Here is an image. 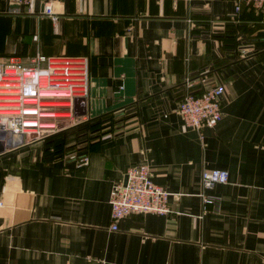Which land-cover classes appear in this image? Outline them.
Segmentation results:
<instances>
[{"label": "crops", "instance_id": "crops-1", "mask_svg": "<svg viewBox=\"0 0 264 264\" xmlns=\"http://www.w3.org/2000/svg\"><path fill=\"white\" fill-rule=\"evenodd\" d=\"M235 5L54 0L52 20L40 0H0V61L86 60L87 93L55 98L82 120H114L72 151L88 153L85 165L45 152L43 136L13 145L0 134V264H264V13ZM200 76L225 90L221 118L196 129L177 101ZM140 162L173 213L111 230L110 189ZM215 167L228 180L206 190L216 201L203 212L200 174Z\"/></svg>", "mask_w": 264, "mask_h": 264}, {"label": "built area", "instance_id": "built-area-1", "mask_svg": "<svg viewBox=\"0 0 264 264\" xmlns=\"http://www.w3.org/2000/svg\"><path fill=\"white\" fill-rule=\"evenodd\" d=\"M29 7L33 0H8ZM42 11L52 20L57 18L53 8L54 0H40ZM264 11V0H236V11L241 4ZM190 88L178 99L177 110L186 126L201 129L215 124L222 115L220 96L224 85L200 76L197 83L187 82ZM196 85L193 89L191 86ZM88 87V64L86 60L74 62L69 58L51 59L42 54L32 58L30 64L9 57L0 61V134L10 144H18L27 137L29 130L44 125L43 117L48 110L43 101L57 96L70 97L84 95ZM58 92L67 95H57ZM28 138V137H27ZM78 164L89 161L87 152H70ZM126 180L114 183L110 189L108 203L110 207L109 228L117 230L118 221L133 214L167 215L173 213L169 205V190L156 184L152 179V168L147 162L129 166ZM228 180L225 168H204L200 174L202 210L206 212L216 198L206 190L217 183Z\"/></svg>", "mask_w": 264, "mask_h": 264}, {"label": "trees", "instance_id": "trees-1", "mask_svg": "<svg viewBox=\"0 0 264 264\" xmlns=\"http://www.w3.org/2000/svg\"><path fill=\"white\" fill-rule=\"evenodd\" d=\"M243 7L245 8H249L251 10H255L252 6H249L245 3L241 4L240 9ZM260 15L264 13V11L258 10L257 11ZM109 121V122H108ZM114 122L113 118H112V114L109 113H105V114H101L95 117H89L86 118L84 120L79 121L77 124L73 125V127L76 128V134L74 137L77 136H86V139L84 140H76L77 142L80 143L86 141V144L89 143V139L90 138H94V137H100L101 135L114 130L113 128V124ZM72 127V126H70ZM66 129V128H65ZM67 130V129H66ZM79 131V132H78ZM63 132V130H60L59 132L56 133H51L48 134L46 136L42 137L43 140V148L45 150V152H52V153H64V154H68L72 151L75 150L74 145L73 144H69L68 148H65V146L63 147V144H65V140L66 139H71L70 137H63L64 135L61 134ZM72 145V146H71ZM86 146H81L79 148H76V150L78 149H83ZM74 148V149H73Z\"/></svg>", "mask_w": 264, "mask_h": 264}, {"label": "rangeland", "instance_id": "rangeland-1", "mask_svg": "<svg viewBox=\"0 0 264 264\" xmlns=\"http://www.w3.org/2000/svg\"><path fill=\"white\" fill-rule=\"evenodd\" d=\"M63 98H55V100L53 99L50 101H43L42 104L52 106L45 114L46 116L43 117L45 118L43 121H47L48 123L53 122V125L50 126L48 125V123H46L47 125H42V127L37 128L40 130L38 132L35 130H29L27 133L29 140L33 139L36 136H46L51 133L59 132L60 130H63V132L61 133L64 135L63 137H70L72 131H68V129L75 128L73 127V125L77 124L78 121L82 119H80L79 117H75L74 114L68 110L69 104L66 103L67 99ZM64 143L65 144H63V147L65 146V148H68L69 144H73L74 148H76L77 144H79V142L77 141L71 142V139H66Z\"/></svg>", "mask_w": 264, "mask_h": 264}, {"label": "water", "instance_id": "water-1", "mask_svg": "<svg viewBox=\"0 0 264 264\" xmlns=\"http://www.w3.org/2000/svg\"><path fill=\"white\" fill-rule=\"evenodd\" d=\"M126 180V176L124 177V181Z\"/></svg>", "mask_w": 264, "mask_h": 264}, {"label": "bare ground", "instance_id": "bare-ground-1", "mask_svg": "<svg viewBox=\"0 0 264 264\" xmlns=\"http://www.w3.org/2000/svg\"><path fill=\"white\" fill-rule=\"evenodd\" d=\"M58 93H64V92H58ZM57 94V93H56Z\"/></svg>", "mask_w": 264, "mask_h": 264}]
</instances>
